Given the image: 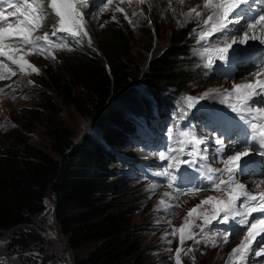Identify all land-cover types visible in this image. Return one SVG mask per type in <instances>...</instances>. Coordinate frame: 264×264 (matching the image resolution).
Wrapping results in <instances>:
<instances>
[{
    "label": "rangeland",
    "instance_id": "374dc122",
    "mask_svg": "<svg viewBox=\"0 0 264 264\" xmlns=\"http://www.w3.org/2000/svg\"><path fill=\"white\" fill-rule=\"evenodd\" d=\"M99 1L103 2L95 5L94 10L86 15L83 9L88 5V0H76L79 10L83 13L91 44L88 42V37H81L79 40L72 39L79 46L77 48L66 41H62L64 48H57L54 45L46 46L44 55L36 52L26 56V59L39 69V73L29 69L27 73L21 74L18 69H14L18 72L17 76L12 77L11 81H0L2 86L15 81L12 88L5 87L4 91L0 92V149L6 145L26 140L53 153L50 150L46 129L56 125H66L70 128L75 143H78L84 136L90 137L104 145L106 152L118 154L115 155L118 161L113 160L108 166L110 170L107 171L110 181L117 183L116 191L104 195L100 202L102 205H112L117 200L119 203L116 206L128 210L126 215L129 230L135 231L139 237L150 263L176 264L175 253L177 249H180V264H239L237 258L232 255V249L241 243L245 233L230 235L228 242L225 243L222 237L215 235L224 227L223 225L206 226L201 232V226H204L201 213L207 214L212 210L211 204H201V202L209 196L225 199L229 190L221 186L219 190L206 187L203 190L192 191V194L180 190L177 193L170 191L169 189H176L180 185L166 188L163 182L166 177L159 173L163 172L168 164L166 160L159 159V153L165 152L167 144L177 149L183 147L177 142L181 139L180 131L194 129L197 138L204 137L209 140V160L205 163L213 168L223 167L219 158L216 162L211 160L213 149L211 136L213 133L219 136L220 133L215 131L217 126L209 125L208 113L231 111L228 105L233 103L239 107L237 99L234 102H228L229 98L237 93L234 92L231 96L227 93L232 92L236 84L255 79L250 75V70L252 73L264 71L262 61L252 58L254 65L246 68L242 66L241 68L240 62L236 60L231 66L218 63L219 67L216 65L207 68L203 53L204 48L209 47L211 41L202 43L195 39L196 48L193 47L192 51L196 59L195 67L200 69V73L190 81L187 86L189 89L183 88L173 93L176 102L168 110L169 116L160 113L156 98L148 90L147 84L144 80H138L134 86L137 94L135 97L140 96L145 102L148 99L150 104L148 110H144L142 102L138 113L134 112L132 106H120L121 116L129 118L137 127L135 136L138 140L128 138L121 142L107 143L103 126L95 123L88 115V109L95 100L93 88L95 83L101 81L104 74H110L114 69L125 65L146 67L151 57L161 53L169 45L173 31L170 23H175L176 31L183 32L191 29L190 31L193 32L196 25L202 24L209 13L203 8V0H145L143 4L138 0H111V3H107L106 0ZM155 6L158 7L157 10ZM46 7H49L48 0H44V13H46ZM193 7L202 12L199 21L185 15ZM117 8H123L125 11L123 13L116 11ZM50 11L52 12L51 9ZM153 14L162 23H153ZM113 16L116 17L115 20L112 19ZM192 16L194 17L195 14L193 13ZM49 18L47 14L46 21ZM43 21L42 27L34 35H43L44 32L49 31L51 37L57 18L54 16L49 25ZM112 23L123 28L128 37L129 51L121 62L110 61L100 56L101 52L97 47V29ZM256 30L261 32L259 26ZM262 36L264 38V34ZM256 49L255 52L258 54L262 52L260 47ZM260 57L261 55H258L256 58ZM241 63L247 64L245 60ZM9 67L13 66L9 65ZM2 69L6 71H0V73L9 74L7 68ZM224 70L227 73L235 72V77L227 78ZM29 81L34 83L29 84ZM205 92L209 93L207 97L199 100L195 107H188L190 103H194V101H189L188 97L198 98ZM182 112H186L189 117L183 116ZM263 113L258 115H264ZM233 115L236 114L233 113ZM169 119L171 120L170 126ZM146 122H149L150 128L143 130L139 127V124ZM223 139L225 144L230 142L225 140L226 138ZM199 148L203 149L204 145H199ZM165 154L168 155L167 152ZM172 154L187 158L181 153ZM250 172L251 166L248 174L240 178V182L246 184L247 190L255 194L253 189H256L252 182H249L255 178L264 179V176H250L253 175ZM254 174L257 175L258 172ZM223 178L227 179V174ZM194 179L198 180V176ZM190 187L194 190L193 182ZM44 202V210L35 216L33 222L35 229L42 237L41 240L36 247L20 251L9 248L7 236L0 237V259L4 264H32V260L35 261L33 264H76L78 259L87 256L99 243L95 240L82 247H70L67 243L68 236L61 231L56 221L53 195L48 194ZM196 205H201V207L189 216V211ZM182 226L185 236L183 244L180 241ZM174 229L176 230L175 235H173ZM189 232L194 234L193 239L186 237ZM257 239L259 240L260 237ZM169 241L171 243H168ZM252 246L257 247L255 243ZM169 248L171 252L168 251ZM134 256L130 258L129 264H133ZM170 256L171 259H169ZM257 264H264V258H261Z\"/></svg>",
    "mask_w": 264,
    "mask_h": 264
},
{
    "label": "trees",
    "instance_id": "16d2710c",
    "mask_svg": "<svg viewBox=\"0 0 264 264\" xmlns=\"http://www.w3.org/2000/svg\"><path fill=\"white\" fill-rule=\"evenodd\" d=\"M88 2L83 9L86 15L103 1ZM45 9L43 23L49 25L55 15L49 7ZM155 16H152L153 23H162ZM170 24L173 31L169 45L151 57L146 67L125 65L116 68L110 74H104L103 79L93 86L95 100L88 115L103 126L107 143L128 138L138 140L135 124L121 116L120 107L132 106L138 113L142 102L144 110H148V99L145 102L142 97H135L136 81H145L156 98L160 113L168 116V110L176 102L173 93L189 89L190 81L200 73L195 67L192 48H196V43L195 38L190 37L191 29L176 31L175 23ZM195 28L198 31V25ZM96 32L100 56L121 62L129 51L124 29L112 23ZM62 37L63 34L53 39L79 47L71 37ZM46 133L53 153L26 140L0 149V237L9 238L11 249L22 251L36 247L42 237L34 227V218L44 210L45 197L52 194L56 221L68 236V245L78 248L99 241L76 264H129L134 255L133 264H152L135 231L129 230L128 210L116 206L117 200L114 205L100 202L104 195L116 191L117 183L110 181L107 171L113 160L118 161L115 159L118 154L106 152L104 145L90 137L84 136L75 143L66 125L48 127ZM0 264H4L1 259Z\"/></svg>",
    "mask_w": 264,
    "mask_h": 264
},
{
    "label": "snow or ice",
    "instance_id": "6c2138e0",
    "mask_svg": "<svg viewBox=\"0 0 264 264\" xmlns=\"http://www.w3.org/2000/svg\"><path fill=\"white\" fill-rule=\"evenodd\" d=\"M106 2L111 3V0H106ZM138 2L143 4L145 0H138ZM48 3L57 18L51 37L59 34H63L62 39L71 37L79 40L81 37H88V42L91 44L83 13L79 10L76 0H48ZM43 4L44 0H0V68H7L9 73L7 76L0 73V81L6 78L11 81L12 77L17 76L18 72L14 69H18L21 74L27 73L29 69L39 73V69L31 64L26 56L36 52L44 55L46 46L65 47L62 42L53 41L48 32H44L43 35H34L42 27V21L45 18ZM5 5H8L6 9ZM203 8L209 14L202 24H198L200 30L197 31L194 28L190 35L202 43L211 41L210 46L204 48L207 68H212L216 60L225 66L231 65L233 59L241 62L245 59L242 46H250V41L259 40L264 43V39L255 34L257 26L264 31V13L253 14L249 0H203ZM116 11L123 13L125 10L117 8ZM133 14L136 15V13ZM185 15L199 21L202 12L193 7ZM125 18L127 19L126 13ZM112 19L115 20L116 17L113 16ZM241 21L244 22L241 23ZM230 25L232 27H229ZM220 44L223 46H219ZM53 58H55L54 55ZM250 75L255 77L253 81L236 84L232 92L227 93L229 96L233 92L239 94L236 97L240 104L239 107L229 104L231 111L208 113L209 125H219L215 131L220 133L219 136L214 133L211 136L213 145L211 160L216 162L219 158L223 167L213 168L205 163L209 160V140L204 137L197 138L194 129L180 131L181 139L177 142L183 147L177 149L169 144L165 149L168 155L165 152L159 153L160 160L169 161L165 170L159 175L166 177L170 185L179 186L191 183L190 174L195 173L200 180V183L194 185L195 190L198 191L205 186L214 187L217 190L224 186L229 190L225 199L209 196L201 202V204L212 205L210 214L201 213L204 220L201 232L206 226L223 225L224 227L215 235L222 237L225 243L228 242L230 235L245 233L241 243L232 249V255L237 258L239 264H257L261 258H264V191L254 194L247 190L246 184L240 182V178L250 171L253 148L261 157L260 162L264 163V115H258L264 112V71L250 73ZM14 83L15 81H12L7 86L0 85V92H3L5 87L12 88ZM28 83L33 84L34 82L29 81ZM208 95L209 93L205 92L198 98L188 97L189 101H194L188 107H195L199 100H203ZM257 97L260 99L257 100ZM182 115L187 116V113L182 112ZM236 121L243 124L245 129L243 137L237 134L232 127ZM223 137H227L230 142L225 144ZM201 144L204 145L203 149L199 148ZM172 153H181L187 158H181L180 155ZM202 171L204 174L199 176ZM225 174H227V179L223 178ZM259 174L264 176V172ZM252 184L253 187H258L257 181L253 180ZM179 190L183 192L192 189L181 188ZM200 207L201 205H196L188 215L192 216ZM254 213L257 215L254 216ZM175 231L174 229L173 235ZM180 232V241L183 244L185 239L183 226ZM193 236L194 234L189 232L187 238L193 239ZM257 237L260 239L258 240ZM196 242L199 243V241ZM253 243L257 247L254 248ZM168 251L171 252V249L169 248ZM175 260L176 264H180V249L176 250Z\"/></svg>",
    "mask_w": 264,
    "mask_h": 264
},
{
    "label": "bare ground",
    "instance_id": "6f19581e",
    "mask_svg": "<svg viewBox=\"0 0 264 264\" xmlns=\"http://www.w3.org/2000/svg\"><path fill=\"white\" fill-rule=\"evenodd\" d=\"M262 10H260V12H261ZM244 22V21H243ZM242 22V23H243ZM255 34H257V35H260V34H264V31H261L260 32V30H255ZM262 35H260L262 38H263V36ZM264 39V38H263ZM250 43V46H242V48L244 49V57H245V61L247 62V64H242L241 62H240V64H239V66L241 67H243V68H246V67H248V66H250V65H254V60L253 59H255V56H254V52H255V49L256 48H259L260 46H258L259 44H261V42H257V41H250L249 42ZM263 44V43H262ZM261 44V45H262ZM204 46V45H203ZM248 52H250V54L248 53ZM252 52V53H251ZM264 52V51H263ZM262 52V53H263ZM204 54V53H203ZM204 57H205V59H206V61H207V56L204 54ZM253 58V59H252ZM233 61H235V59H233ZM222 64V62H220V61H218V60H216V62H215V64L213 65V66H216L217 64ZM236 64V63H235ZM228 66V65H227ZM231 66V65H230ZM237 66V65H236ZM241 67V68H242ZM232 70V69H231ZM254 70V69H253ZM250 72L252 73V70H250ZM254 72V71H253ZM256 72V71H255ZM224 73H226L227 74V78H231V79H233V77H235V72H233V71H231L230 73H227L225 70H224ZM240 73V72H239ZM253 76V75H252ZM254 79H251V80H249V81H253ZM249 81H247V82H249ZM243 84V83H242ZM242 92L244 91V90H241ZM233 94H234V92H233ZM237 95H239V94H236V95H234L233 97H230L229 98V100H228V102H234L235 100H236V98H234V97H236ZM257 100H259L260 98L259 97H257L256 98ZM234 104V103H233ZM259 105H257V107H258ZM262 114V113H261ZM264 114V113H263ZM260 156L258 155V154H256V150L255 149H253V160H252V162H251V165L250 166H259L260 165ZM258 172V174L256 175V174H253V175H250V176H261L259 173H261V171H262V169H256L255 171H253L252 170V173H254V172ZM255 181H257V183H258V187H255V189L256 190H254L253 189V191L255 192V194H258L259 192H261V191H264V179L263 178H259V179H254ZM252 181H250L249 183H251ZM180 187L182 188V189H189V184H187V183H184V184H182V185H180ZM181 188H178V190L179 189H181ZM177 190V191H178ZM185 192H188V193H190V194H192L193 192L191 191V190H188V191H185ZM188 235V234H187ZM187 237V236H186Z\"/></svg>",
    "mask_w": 264,
    "mask_h": 264
},
{
    "label": "water",
    "instance_id": "95a60500",
    "mask_svg": "<svg viewBox=\"0 0 264 264\" xmlns=\"http://www.w3.org/2000/svg\"><path fill=\"white\" fill-rule=\"evenodd\" d=\"M211 213V212H210ZM210 213H207V214H210Z\"/></svg>",
    "mask_w": 264,
    "mask_h": 264
}]
</instances>
